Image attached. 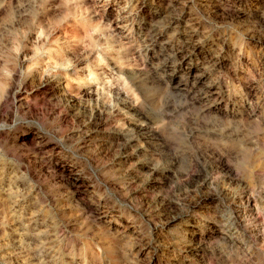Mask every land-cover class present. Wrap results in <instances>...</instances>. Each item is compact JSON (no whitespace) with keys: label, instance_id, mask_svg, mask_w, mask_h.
<instances>
[{"label":"rangeland","instance_id":"rangeland-1","mask_svg":"<svg viewBox=\"0 0 264 264\" xmlns=\"http://www.w3.org/2000/svg\"><path fill=\"white\" fill-rule=\"evenodd\" d=\"M0 264H264V0H0Z\"/></svg>","mask_w":264,"mask_h":264}]
</instances>
